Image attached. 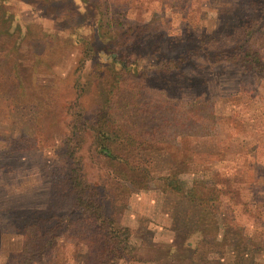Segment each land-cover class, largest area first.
<instances>
[{"label":"rangeland","instance_id":"374dc122","mask_svg":"<svg viewBox=\"0 0 264 264\" xmlns=\"http://www.w3.org/2000/svg\"><path fill=\"white\" fill-rule=\"evenodd\" d=\"M236 1L9 0L0 6V255L6 264L21 261L25 235L15 225L47 212L51 188L68 167L62 150L80 139L76 125L84 119L73 118L68 106L75 113L78 104L91 116L114 86V71L97 53L109 49L108 38H97V30L147 23L164 34L168 49L201 28L218 37V26L236 22ZM86 42L95 47L90 56L82 54ZM171 57L143 53L123 71L112 99V117L136 136L134 154L147 167L153 160L146 171L123 167L127 190L119 201L105 200L115 223L132 230L129 257L118 264H264V74L232 63L223 69L187 65L179 82L177 75L170 80L178 86L174 95L159 90L160 81L158 89L145 88L146 72ZM77 78L83 90L75 102ZM108 130L104 139H116ZM84 137L79 151L93 180L100 168L88 159L97 151L89 130ZM167 174L182 191L164 186ZM187 193L205 201L209 193L218 195L207 202L210 228L198 226L203 210ZM77 216L73 211L69 219ZM57 241L53 253L36 254L41 260L34 263H82L83 244L63 235Z\"/></svg>","mask_w":264,"mask_h":264},{"label":"trees","instance_id":"16d2710c","mask_svg":"<svg viewBox=\"0 0 264 264\" xmlns=\"http://www.w3.org/2000/svg\"><path fill=\"white\" fill-rule=\"evenodd\" d=\"M8 2L9 0H0V6ZM95 5L99 3L95 2ZM232 13L237 17L236 22L218 26L215 30L220 35L214 34L218 37H214L201 28L197 33H191L186 40L179 39L168 49L164 48L166 44L164 34L151 28L147 23H128L124 29L115 31L104 28L97 30L95 33L97 38L99 36L108 38L109 49L97 51V53L106 57L104 60H108L106 63L110 66L109 69L114 71L112 74L115 76L114 86L104 102L100 101L101 104L97 105V110L93 112L94 116L84 117L83 108L78 107V104H76L75 113L70 111L72 105L68 106L67 111L73 118L77 117L78 121L84 119L82 124L76 125L80 128L75 135L80 139L77 140L75 147L71 146L62 150L68 167L51 188L47 212L32 214L33 216L23 218L15 225L16 228L21 226L20 231L25 235L18 252L21 258L20 264H35L34 262L41 260L40 258L35 259L36 254L40 256L46 251L47 256L53 253L58 245V237L61 235L85 246V256L81 264H118L129 257V238L132 230L127 226L117 225L115 220L106 213L105 200L111 198L113 201H119L127 190V186L123 184L125 179L123 167L131 172L138 169L146 171V168L149 169L152 166L153 160L149 158L148 167L146 162L142 165L143 160L134 154V148L131 147L136 142L135 134L122 125L118 119L112 117L110 111L113 105L112 99L117 95L125 79L123 77L122 80L121 75L131 65H137L138 58L147 52L158 53L161 57L172 55L171 62L159 65L157 70L149 71V73L147 71L144 76L145 88L158 89L155 82L160 81L162 85L159 90L166 95H174L173 87L177 85L173 86L170 80L172 81V77L177 75V82H179V76L187 65H192L193 69L201 65L213 69L212 67L219 64V67L223 69L226 64L232 63L264 74V9L258 0H238L233 3ZM10 21L14 22L13 19ZM94 48L92 44L86 42L82 54L85 55L87 52L90 56ZM82 60L84 59H80L81 62ZM194 77L197 82L198 78L196 75ZM78 78L76 79L75 102L82 95L83 90L79 91ZM205 83L206 81L201 79L197 84H201L203 90ZM164 84L167 87H164ZM98 119L102 121L99 122ZM78 121L75 122L78 123ZM75 124L72 123L69 127L74 130ZM110 124L113 129L108 130ZM86 130H89L91 145L96 148L94 151H97V153L90 151L88 160L100 168V174L96 175L93 180L87 178V175L89 177L90 175L85 171L84 157L79 151L86 138L84 137ZM107 130L113 132L116 139H104L103 134ZM114 142L118 144V151L112 146ZM152 152L158 153L157 150H152ZM181 152V156L184 157L186 151ZM172 155L178 159L174 154ZM105 160L113 163L104 164ZM185 160L188 159L185 157ZM163 178L164 186L176 192L183 190L173 175L167 174ZM127 181L132 180L127 178ZM187 196L194 207H200L203 210L197 219L198 226H202V229L204 226L210 228L211 218L208 213L212 212L213 208H210L207 202L210 199L217 200L218 195L215 193L213 196L209 193L206 201L197 200L189 193ZM73 211L78 212V216L71 220L69 214ZM60 229L66 233H61ZM190 231L192 230L189 229ZM212 240L209 238L208 242ZM2 256L0 255V264H6V257Z\"/></svg>","mask_w":264,"mask_h":264}]
</instances>
